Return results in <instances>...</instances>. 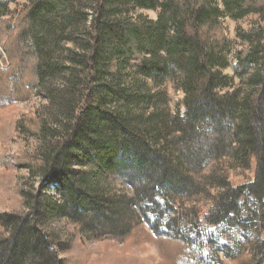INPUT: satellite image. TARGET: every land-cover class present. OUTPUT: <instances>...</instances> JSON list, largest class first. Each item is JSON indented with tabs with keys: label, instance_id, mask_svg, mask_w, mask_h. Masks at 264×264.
<instances>
[{
	"label": "trees",
	"instance_id": "obj_1",
	"mask_svg": "<svg viewBox=\"0 0 264 264\" xmlns=\"http://www.w3.org/2000/svg\"><path fill=\"white\" fill-rule=\"evenodd\" d=\"M10 1L0 0V105L35 88L49 100V120L26 126L44 146L27 167L57 196L32 199L33 217L0 214V264H67L53 223L84 219L123 240L142 220L134 210L163 217L167 194L187 198L195 226L264 221V0H26L17 11ZM249 15L259 21L237 28L231 62L224 19ZM252 163V176L230 170ZM153 232L178 245L172 264H207L188 236ZM251 241L220 264H260Z\"/></svg>",
	"mask_w": 264,
	"mask_h": 264
},
{
	"label": "rangeland",
	"instance_id": "obj_2",
	"mask_svg": "<svg viewBox=\"0 0 264 264\" xmlns=\"http://www.w3.org/2000/svg\"><path fill=\"white\" fill-rule=\"evenodd\" d=\"M217 1L220 4V0ZM25 2L26 0L10 1L7 3V8L10 11L21 10ZM132 15H141L155 20L157 11L139 9ZM8 21L7 17L0 18L1 24H6ZM258 21L257 15H249L240 21L224 19L226 34L233 42L228 54L231 62L234 60L236 51L243 47L236 37L237 28L247 29ZM3 46L4 44L0 42V74L2 68L9 67V56ZM67 46L74 47V44L68 42ZM226 73L231 75V69H227ZM55 84L59 83L55 82ZM166 89L171 90L168 85ZM181 96V92L173 94L176 99ZM11 98L10 103L0 105V214L29 218L33 217L31 206L34 200L32 199L36 196L43 197V195L54 198L57 196L52 189L47 191L41 176L27 167L29 159L39 156L44 151V146L38 137L29 132L30 127L26 126L31 122L30 118L49 120L51 109H49V100L44 97L39 88L29 90L23 96L15 95ZM230 170L232 173L252 176L254 166L252 163L250 169L237 166L234 169L231 167ZM238 181L241 179H233L234 183ZM114 190L118 195L121 194L126 198L132 197L133 194L132 187L127 183L114 184ZM21 194L24 195L26 203ZM166 196L170 208L163 207L165 213L161 211L163 212L161 218H158L155 212L159 209L153 206H148L144 212V216L146 214L150 223L143 219L142 211H133L134 214H142V218L140 217L142 220L133 234L123 240L95 235L87 229V220L84 219L81 223H72L68 219L53 223L50 230L53 231L51 233L55 235L58 242L54 246L57 260L65 258L68 260L67 264H172V259L178 254V245L175 241L157 238L153 232V228L157 227L162 233L171 232L191 238L207 264H220L238 252L248 240H252L251 243L256 245L255 250L260 264H264V221L261 220L253 226L251 224V227L246 229L235 222H223L216 225L202 222L195 226L183 214L187 212L182 211L187 207V198L170 194ZM179 200L182 202L181 207L176 204ZM160 201L164 202L161 198ZM257 208L260 212L259 206ZM129 210L132 211V207ZM45 230L47 231V227ZM5 234V229L0 227V235ZM64 242H67L66 247H63Z\"/></svg>",
	"mask_w": 264,
	"mask_h": 264
}]
</instances>
